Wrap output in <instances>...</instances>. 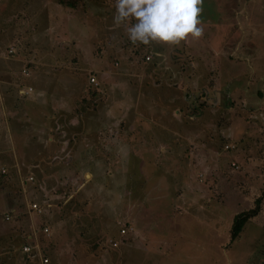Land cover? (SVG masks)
Here are the masks:
<instances>
[{"label": "rangeland", "instance_id": "obj_1", "mask_svg": "<svg viewBox=\"0 0 264 264\" xmlns=\"http://www.w3.org/2000/svg\"><path fill=\"white\" fill-rule=\"evenodd\" d=\"M55 1L0 0V264H42L29 235L46 264H264V197L229 241L264 194V29L134 44L114 0Z\"/></svg>", "mask_w": 264, "mask_h": 264}, {"label": "clouds", "instance_id": "obj_2", "mask_svg": "<svg viewBox=\"0 0 264 264\" xmlns=\"http://www.w3.org/2000/svg\"><path fill=\"white\" fill-rule=\"evenodd\" d=\"M202 0H114L113 22L125 25L132 43L178 44L189 35H202L199 13Z\"/></svg>", "mask_w": 264, "mask_h": 264}, {"label": "crops", "instance_id": "obj_3", "mask_svg": "<svg viewBox=\"0 0 264 264\" xmlns=\"http://www.w3.org/2000/svg\"><path fill=\"white\" fill-rule=\"evenodd\" d=\"M256 2H259V5L256 4ZM215 3H216L215 6H217L216 9H218V10H217V12H213L214 13L213 16L211 14H209L207 16L198 17L200 20V24L198 26L201 27L202 25H204V26H207L208 28H210V30H211L210 36L211 37L215 38V35H218L221 30H227L228 31L229 30L228 24L230 22H232L231 26L232 25L234 26V29H236L238 36H242V33L244 31H246L247 29H252V30L256 29L258 31L264 29V24L262 23V22H264V3L263 2L261 3V0H215ZM48 4H50L51 6L57 5L58 7L61 8V10L58 9V11L60 13H63V14L66 13V9H64L66 7L64 5H61L58 1H55V3H48ZM202 4H200V5H202ZM248 5H250V7L252 5L251 10L247 8ZM254 5H255V8H254ZM200 7L203 10V7L202 6H200ZM2 8H4V6ZM1 9H0V11H1ZM253 13H256V15H254ZM259 21H261V24ZM237 28H239V29H237ZM190 38H191V36L189 35L186 39L189 40ZM4 47H6V46L4 45ZM191 51L194 52V49H191ZM2 52L3 51H1V53ZM156 53L159 54L158 51H156ZM6 54L8 55L7 51H6ZM8 56L10 57L11 55H8ZM205 58L208 59L209 57L206 56ZM217 59H219V58L216 57L215 60H217ZM5 62L6 61H4L2 58H0L1 64H4ZM115 64H117V63H115ZM1 82H2V80H0V84H1ZM26 86L31 87V85H26ZM22 91L23 90L19 89L18 93L21 95ZM26 92H28V91H26ZM33 92H34V95H36L37 97H41L40 92L33 87H32V90L27 93V95L28 94L31 95V94H33ZM3 113L5 115V112L2 109V111H0V118L2 117ZM61 142L62 141L58 140L57 144H61ZM260 211H261V205H260ZM240 234H239V236H240ZM121 235H123V234H121ZM28 238H29L28 243L30 244V242H31L32 245L34 244L35 246H38L40 253H34L35 255H33L32 252L27 253V252H24L22 250L23 254L25 255L24 257L25 258H28L29 256L35 257L36 255H39V257H40V254H42V256H45L42 252L41 245H38L34 241L32 242V240L30 239V235L28 236ZM40 259H41V257H40ZM41 263H42V260H41ZM42 264H46V263H42Z\"/></svg>", "mask_w": 264, "mask_h": 264}, {"label": "trees", "instance_id": "obj_4", "mask_svg": "<svg viewBox=\"0 0 264 264\" xmlns=\"http://www.w3.org/2000/svg\"><path fill=\"white\" fill-rule=\"evenodd\" d=\"M58 2L61 4V5H64L65 7H69V8H72V9H75V11H76V8H75V4L74 3H71V2H65V1H63V0H58ZM11 49V51H9ZM13 51H14V49H12V48H9V49H7V53H8V55H13ZM144 61V60H143ZM91 76H93V75H91ZM91 76H89V79H90V77ZM94 77V76H93ZM92 83V82H91ZM31 88V87H30ZM32 89V88H31ZM29 92V91H28ZM28 92H25L26 94L28 93ZM4 170V169H3ZM3 173H4V171H3ZM35 187V186H34ZM263 197H264V194H262L261 196H258V197H256L255 198V200H254V204H253V206L252 207H250V208H248V209H246V210H243V211H241V212H239V213H237V214H235V216H234V218H233V221H232V223H231V226H230V231H229V241H230V243L233 241V240H235L238 236H239V234L242 232V230H243V228H244V225L246 224V222L249 220V219H251L252 217H254V216H256L258 213H259V211H260V205H261V201H262V199H263ZM34 203V202H33ZM30 207V206H29ZM44 213V212H43ZM58 219H61V218H58ZM50 222V221H49ZM46 224H48L47 222L46 223H42L41 224V226L40 227H42V226H44V225H46ZM43 233V232H42ZM44 234V233H43ZM44 237V236H43ZM40 240L42 241V240H44V238L42 239V237H40ZM26 242H28V241H26ZM25 243H22V245L21 246H23ZM34 245V244H33ZM35 246V245H34ZM41 247H42V252H43V254L46 256V255H48V254H50V253H46L45 252V249H44V247L42 246V244H41ZM34 253H36V252H32V254L33 255H35ZM31 254V253H30ZM28 255V254H27ZM29 256V255H28Z\"/></svg>", "mask_w": 264, "mask_h": 264}, {"label": "built area", "instance_id": "obj_5", "mask_svg": "<svg viewBox=\"0 0 264 264\" xmlns=\"http://www.w3.org/2000/svg\"><path fill=\"white\" fill-rule=\"evenodd\" d=\"M9 51H11V49L9 50ZM147 60H149V56H146L145 57ZM92 83H96V79H95V77H93V76H91L90 77V79H89ZM4 170L2 169V172H3ZM29 179H32V177L30 176L29 177ZM30 209H32V210H36L37 212H41V209H40V207L38 206V204L36 203V202H34V203H32V204H30ZM6 218H8L7 216H6ZM42 230H43V232H48V227H47V225H44L43 227H42ZM120 232L123 234V233H125V228H121V230H120ZM110 242H111V244L113 245V246H116L117 245V242L116 241H113V240H110ZM22 250L24 251V252H27V253H29V252H36V253H40L39 252V248H38V246H33V245H31V244H24L23 246H22ZM40 257H41V260H42V263H48V258L46 257V256H41L40 255Z\"/></svg>", "mask_w": 264, "mask_h": 264}]
</instances>
